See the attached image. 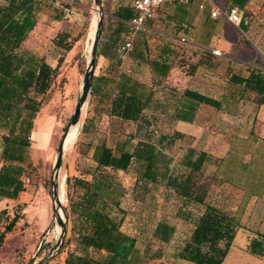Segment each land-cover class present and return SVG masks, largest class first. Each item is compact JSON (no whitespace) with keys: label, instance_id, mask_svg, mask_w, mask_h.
Returning <instances> with one entry per match:
<instances>
[{"label":"trees","instance_id":"trees-1","mask_svg":"<svg viewBox=\"0 0 264 264\" xmlns=\"http://www.w3.org/2000/svg\"><path fill=\"white\" fill-rule=\"evenodd\" d=\"M58 1L0 0V203L3 200H19L27 191V175L35 171L31 160L35 120L45 105V97L56 83L67 54L77 42L72 30L66 29L58 34L54 41L55 47L59 49L56 65L50 64L46 57L24 46L46 11H49L51 20L60 22L67 17L72 6L79 4V0H65V4L59 9L55 7ZM248 1L232 0L231 6L237 5L241 11L242 23L245 19L252 18L244 10L243 2ZM134 15L131 7L117 8L112 13L113 25L108 28L107 34H102L99 57H103L104 65L101 74H95L94 77L91 97L96 106L92 117L83 126L82 132L85 134L97 126L103 111L123 122L140 123L146 119L145 111L154 95L152 88L124 70L126 61L118 59L115 52L122 35L127 32V22ZM181 27L182 30L187 28L184 25ZM243 29L246 30L247 26H243ZM147 33L148 31H143L137 34L131 60L136 65L147 63L156 77L164 79L175 65V45L160 36V56L150 60ZM196 50L201 57L192 66V71L200 66H207L212 70L220 66L213 53L200 47H196ZM225 80L228 91L220 100L186 90L183 96L190 103H186L173 119L193 122L200 107L218 112L224 108L225 103L230 106L228 111L233 113L242 100L252 99L258 106L264 105V70L257 64L240 68L239 64L229 61ZM186 139L193 141L192 137L178 131L166 137L169 143L176 140L185 143ZM206 152L209 151L188 146L181 152V162L188 174L169 180L183 199L184 212L191 213L188 205L193 203L202 209L196 216L191 235L182 238L178 257L193 264H223L236 237L237 216L229 214V211L217 206L215 202H209L211 190L197 182L208 175L210 157ZM163 155L150 141H139L132 151L125 145L112 149L103 141L93 149L92 159L98 169L123 172L129 171L135 162L140 168H144L146 181L155 186L162 166L160 163L164 160L163 165L167 166L169 162ZM210 179L208 183L212 182ZM78 183L85 190L79 200H70V213L75 220L76 248L79 253L76 252L77 249L69 251L64 264H148L149 261L162 257L161 250L151 254L149 247L145 250L138 247L139 237L143 233L134 223L135 219L128 218L130 213L127 210L118 209L116 213L110 195L106 197L101 194L105 183V188L112 190L107 180L99 179L98 184L94 185L82 180H78ZM4 215H7V210L1 209L0 224L4 221L5 228L0 229V248L5 236L14 230L20 219L18 211L14 217L7 215L4 219ZM132 215L137 217L135 213ZM175 234V227L162 219L156 222L148 239L161 244H172ZM248 252L255 257H264V234L252 239Z\"/></svg>","mask_w":264,"mask_h":264},{"label":"rangeland","instance_id":"rangeland-1","mask_svg":"<svg viewBox=\"0 0 264 264\" xmlns=\"http://www.w3.org/2000/svg\"><path fill=\"white\" fill-rule=\"evenodd\" d=\"M218 1L222 7L225 6L224 8L232 4V0ZM64 2L66 1L59 0L55 4V7L57 6L61 9L65 4ZM78 2L79 4H73L74 6L68 12L67 17L60 22L51 20L49 11H46L24 45L25 48L36 51L46 57L50 64L56 65L59 58V49L55 47L54 41L58 34L64 32L66 29L72 30L74 38H77L74 48L67 54L60 68L53 89L45 97L46 102L43 106V113L37 117L38 122L43 121L42 123H46L48 122L49 114H53L54 118H57L55 115H58L56 121L51 120L54 128L50 138L49 149L44 151L46 153L43 154H31L35 171H31L27 175L26 183L28 188L20 196L19 200H3L0 203V210H7V215L14 217L18 211L20 217L14 230L5 236L4 243L0 248V264H37L45 257L48 250L54 246L59 236V228L55 223L51 200L52 169L57 148L75 111L78 89L86 70L93 41V38H90L89 29L90 21L94 14L93 0H79ZM102 2L104 7L102 34L103 32L107 34L108 28L114 23L112 13L115 9L112 0H102ZM244 10L252 16L249 19V24L252 26V38L255 42L252 45H248L247 42L245 43L246 37L244 36H247V39L251 37L250 32L247 31L246 35L242 37L244 41L238 49L237 57L245 61L249 59L250 63L257 64L264 70V0H251L246 4ZM148 24L150 25V22ZM140 32H143V30ZM147 36L149 37L148 44L151 50L149 59H155L160 56L158 53L159 47L162 44L160 35L148 31ZM175 48L177 55L175 56L174 63L179 75L180 73L191 72L192 66L201 57L200 52L195 51L186 42L175 45ZM218 49L223 53V49ZM244 50H247L249 56H246L245 52H242ZM216 58L220 66L213 70L214 73L211 75L215 79L212 83V79L210 81L208 77H204L205 82L201 90L206 94L210 92L213 95L215 94L217 98H221L228 86L225 80L226 61L222 55H217ZM103 63V59L98 57L96 76L101 74ZM123 67L124 70L129 73L131 72L130 74H134L140 81L150 86V88H155L156 98L154 100L158 102V106L155 107L156 104H154L146 109V119L140 123L123 122L120 119L109 116L103 111L98 119L97 126L88 134L82 132V127L75 142L66 150L60 180L64 179L66 184V199H64L63 204L67 212L68 230L60 255L50 264H64L68 252L77 249V234L75 231V220L70 213V200L77 201L84 193L85 187L83 188L78 183V180L94 185L98 184L99 179L107 180L111 185L112 190L109 191L105 188L106 183L105 185L102 183L104 188H102L101 194L106 197L110 195L109 197L114 201L113 210L116 213L118 209L127 210L130 213L128 218L135 219L134 223L137 224L136 226L143 233L139 237L138 247L141 250L149 247L151 254L157 253L158 250L162 251L161 258L153 259L148 264H193L179 259V246L184 237L188 238L191 235L196 223V216L201 213L202 209L193 203V205H188L191 213L184 212L182 210L183 199L173 185H170L169 180L170 178H182V176L188 174V170L181 162L183 158L181 152L186 150L190 145L198 150L203 146L201 144L196 145V141H189L187 139L185 143L181 140L169 143L166 137L171 134V131L169 124L165 123L166 118L174 116L176 105H174L173 100L176 101V96L182 95V89L185 88L183 86L187 82L179 81L180 79L177 80L179 84H182L181 90L176 86H170L166 82H155L148 64L142 63L136 65L131 60V57L130 60L129 58L126 60ZM239 67L245 68V65H239ZM208 81L210 82L209 84ZM199 83L196 80V86H200ZM170 90L177 92L178 95ZM167 94L169 95L168 97ZM167 99H172L168 103V106H166ZM95 106L96 102L90 96L82 114L83 126L86 124L88 118L92 117ZM216 113L215 110L208 107L202 109L199 120L203 124L201 127H208L209 125L204 123V120L210 121V119L215 117ZM260 120L263 121V116ZM221 130L222 128L214 129L217 133L222 134ZM40 137L41 133L39 131L33 133L32 143L33 141H41ZM219 138L227 139V137L222 136ZM103 141L112 149L125 145L131 151L139 141H150L156 145V149L159 152L164 153L163 156L169 159V162L167 160V166L163 165L164 160L160 163L162 166L158 173V181L155 186H151V182L145 179L144 168H140V165L135 162L127 172L98 169L92 159V154L93 149ZM31 152L35 151H32L31 148ZM165 173L166 176H164ZM209 179L210 173L207 177L203 176L202 180H197L203 186H208L209 189L207 190H211L208 197L209 202H215L217 206L229 211V214L237 216L238 228L236 237L230 253L223 264H264V257H255L248 252L252 239L257 238L259 234H264V200L255 201L254 205L240 204L239 201L243 196L242 191L236 189L229 190L226 186V189H223L221 185L216 186V182L208 183ZM66 180H69V183ZM134 213L137 217H133L132 214ZM7 215H4L3 218L6 219ZM162 219L167 220L176 229L172 244H161L153 239H148L149 233L156 222ZM3 223L4 221L0 224L1 230L5 228ZM78 251L77 249L76 252Z\"/></svg>","mask_w":264,"mask_h":264},{"label":"crops","instance_id":"crops-1","mask_svg":"<svg viewBox=\"0 0 264 264\" xmlns=\"http://www.w3.org/2000/svg\"><path fill=\"white\" fill-rule=\"evenodd\" d=\"M133 1L134 0H112V4L115 10L119 7L132 8ZM250 1L251 0L248 2ZM217 2L218 5L221 6L218 0ZM248 2H243V5L246 7ZM71 3L73 4L72 1ZM201 5H204V8H201ZM231 5L227 8H224L225 6L221 7L224 10L230 11V9L234 7ZM235 6L238 7L237 5ZM212 9V5L205 0H191L187 5L166 3L159 8L155 18L148 21L150 25L147 22L143 31L158 33L160 36H164L169 43L174 45L186 42V44L194 50L196 47H200L212 53V50H219L218 48L223 49V53L219 51L226 61V69L229 65V61H232V64L254 66L253 63L248 61L249 59L245 61L237 57L238 49L244 41L242 37L246 35L245 33L247 31L250 32L251 37L247 39V36H244L246 37L245 43L247 42L248 45H252L253 42H255L252 38V26L250 24H245V22L242 23L244 25H233L224 18L213 19L211 17ZM182 25L187 28L182 30ZM243 26H247V29L244 30ZM182 39H184V41H182ZM136 42L137 37L134 44H136ZM242 52H245L246 56H249L247 50ZM131 54L132 52L128 56L129 60ZM100 58L103 59V57ZM217 60L218 59H216V61ZM151 73L155 82H166L170 86L178 87L179 90L182 89V84H179L177 80L180 79L179 81L187 82V84L183 86L185 88L182 89V95H178L177 92L170 90L178 95L176 96L177 100H173L174 105H176V112L172 118H166L165 123L167 125L169 124L171 134L175 131L181 132L186 136L192 137L193 140L196 141V145L201 144L203 146L201 149L209 151L206 153L210 157L208 166V174L210 173L212 177H210V180L214 183L216 182V186L221 185L223 189L227 187L229 190L236 189L242 191L243 196L239 201L240 204L254 205L255 201L264 200V105L258 106L252 99L242 100L238 104L236 112L230 113L228 111V107L230 108V106L225 103L224 108L218 111L215 117L210 119V121L204 120V123L209 125L208 127H201L203 124L201 123L202 121H199L202 107L198 109V116L197 118L195 117L193 122L176 120L173 119L175 115L183 109L186 103H190L183 96L186 90L198 92L217 100L221 99L217 98L213 93L209 92V94H206L201 90L205 82L204 77H208L210 81L212 79L213 83L215 79V77L211 76L214 73L213 70L207 66H200L195 71L184 72V74L180 73L179 75L178 69L174 65L164 79L156 77L152 71ZM196 80L200 82V86H196ZM209 83L208 81V84ZM152 91L154 95L148 108L154 104H156L155 107L158 106V102L154 100L156 98L155 88H152ZM227 91L228 86L226 92ZM168 96L167 94V97ZM171 101L172 99H167L166 106H168V103ZM204 108L205 107L202 109ZM42 113L43 109L38 115ZM48 116V122L46 123H42L43 121L38 122L37 118L35 120L32 134L39 131L41 133V141H33L32 151L35 152H31L32 155L46 153L44 151L49 149L50 138L54 128L51 120L53 119L56 121L58 115H55L57 118H54L53 114H49ZM262 116L263 121L260 120ZM216 128H222V134L214 131ZM220 136L227 137V139H218Z\"/></svg>","mask_w":264,"mask_h":264},{"label":"water","instance_id":"water-1","mask_svg":"<svg viewBox=\"0 0 264 264\" xmlns=\"http://www.w3.org/2000/svg\"><path fill=\"white\" fill-rule=\"evenodd\" d=\"M93 4H94V8H93L94 14H97L98 19L95 26L93 41L89 53V59L87 61L86 70L82 77L78 89L75 111L57 148L56 158L52 169L51 200H52V208L54 212L55 223L59 228V236L56 243L51 248L49 256L46 259L43 258L37 264H50L58 255H60L66 240V234L68 230L67 212L63 204L64 200L62 199V195H61V183L62 181H64V179L60 180V173L63 166L64 154L67 150L66 149L67 137L71 132V130L78 128V134H79V132L83 127L82 114L85 106L88 103V99L91 96L93 81L97 67V60L99 57V47L101 43V35H102L103 23H104V7L102 0H93Z\"/></svg>","mask_w":264,"mask_h":264},{"label":"built area","instance_id":"built-area-1","mask_svg":"<svg viewBox=\"0 0 264 264\" xmlns=\"http://www.w3.org/2000/svg\"><path fill=\"white\" fill-rule=\"evenodd\" d=\"M211 4L213 9L211 17L213 19L224 18L233 25L240 26L242 24V15L239 7H232L230 11L224 10L218 5L217 0H205ZM191 0H134L132 4V10L134 17L127 22V32L123 34L121 42L116 47V55L118 59L125 62L134 48V42L138 32L145 29L148 21L155 18V15L159 8L166 4H180L187 5ZM204 8V5H201ZM245 24H249V20L245 19ZM184 41V39H182ZM215 55H222L219 50H212ZM185 210V209H184Z\"/></svg>","mask_w":264,"mask_h":264},{"label":"bare ground","instance_id":"bare-ground-1","mask_svg":"<svg viewBox=\"0 0 264 264\" xmlns=\"http://www.w3.org/2000/svg\"><path fill=\"white\" fill-rule=\"evenodd\" d=\"M97 19H98L97 14H93V16L91 18V21H90V28H89L90 29V38H93V36H94V31H95V26H96ZM77 134H78V128H75V129L71 130V132L69 133V135L67 137L66 149H68L70 146H72V144L75 142ZM65 186H66V184L64 183V181H62V183H61V195H62V199L63 200L66 199V198H64V196H65ZM50 251H51V248L48 250V252L45 255L44 259H46L49 256Z\"/></svg>","mask_w":264,"mask_h":264}]
</instances>
